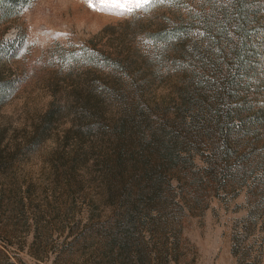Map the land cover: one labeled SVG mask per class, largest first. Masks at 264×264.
Listing matches in <instances>:
<instances>
[{
    "label": "rangeland",
    "instance_id": "rangeland-1",
    "mask_svg": "<svg viewBox=\"0 0 264 264\" xmlns=\"http://www.w3.org/2000/svg\"><path fill=\"white\" fill-rule=\"evenodd\" d=\"M245 1L244 69L232 9L219 33L199 0L124 16L33 0L0 19V264H264V0ZM120 151L128 195L105 179ZM153 166L170 198L150 200Z\"/></svg>",
    "mask_w": 264,
    "mask_h": 264
},
{
    "label": "trees",
    "instance_id": "trees-1",
    "mask_svg": "<svg viewBox=\"0 0 264 264\" xmlns=\"http://www.w3.org/2000/svg\"><path fill=\"white\" fill-rule=\"evenodd\" d=\"M33 0H0V19H3L4 21H8L9 19L18 16L21 14L22 10L25 8L30 7V4ZM200 2L202 4H200ZM245 0H223L222 2H218L217 0H199L197 10L198 13L196 16L200 20L201 23H207L208 21H211L210 24L215 27L217 23H214V21H219L223 18V16H226L227 10L232 9L231 17L229 19H226L228 22L232 23L235 29L236 34L239 36L240 39V46H237L236 48V54L238 61L242 67V69L249 67L251 62L258 58V53H256V46L254 45V37H253V46L251 47L253 54H248V42L252 38V33H248V24H249V17L245 15V6H246ZM207 10H209L213 15V19L209 17L207 13ZM217 30H223L219 33H226L227 32V26L225 24H218L215 27ZM226 28V30L224 29ZM226 80V83L231 82ZM226 92L228 90L226 89ZM228 95V94H227ZM220 105V102H218ZM234 119H231L229 116L228 119V125L232 132V126ZM223 131V130H222ZM222 141V139L220 140ZM114 160H112V164H109L106 168L107 174H105L106 183L108 186H110V191L117 189L119 191H122V195H128L129 189L133 186L134 183V177L132 176V172L136 169H128L124 162H123V153L120 151L117 154H114ZM223 161L222 165H219V172L224 174L226 178H229L228 175L231 173V167H230V161L234 160V154L232 150L226 149L223 152ZM170 159H167V163L163 164L167 165L169 167ZM145 177H148V181L150 182V200L158 199V197L161 195L162 191H164V195L170 198L172 195H174L175 187L173 186V176L170 174V169L163 170L159 168V166H153V168L145 170L143 172ZM146 182V184H147ZM164 187V189H163ZM127 191V194H124V192ZM130 197L132 195H129ZM123 199V197H121ZM132 199V198H131ZM130 199H127L128 201ZM133 201V200H132ZM154 203V202H153ZM134 204L129 205V211L131 212L134 210ZM127 239L125 238V242ZM131 241V240H130ZM129 241V243H130ZM126 243H123L125 245ZM127 245V244H126ZM176 245L174 246V251L176 252ZM126 250V248H124ZM123 249V250H124ZM127 251V250H126Z\"/></svg>",
    "mask_w": 264,
    "mask_h": 264
},
{
    "label": "snow or ice",
    "instance_id": "snow-or-ice-1",
    "mask_svg": "<svg viewBox=\"0 0 264 264\" xmlns=\"http://www.w3.org/2000/svg\"><path fill=\"white\" fill-rule=\"evenodd\" d=\"M87 2L94 10H104L110 14L124 16L135 15L138 11L150 12L158 4L173 3L175 0H87ZM168 36L172 38L171 33ZM155 38L146 39L144 42L151 44Z\"/></svg>",
    "mask_w": 264,
    "mask_h": 264
}]
</instances>
